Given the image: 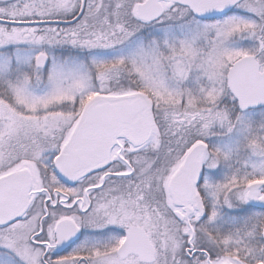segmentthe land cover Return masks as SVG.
Listing matches in <instances>:
<instances>
[{"label":"snow or ice","instance_id":"1","mask_svg":"<svg viewBox=\"0 0 264 264\" xmlns=\"http://www.w3.org/2000/svg\"><path fill=\"white\" fill-rule=\"evenodd\" d=\"M0 264H264V0H0Z\"/></svg>","mask_w":264,"mask_h":264}]
</instances>
